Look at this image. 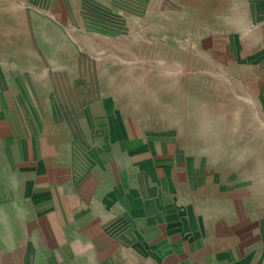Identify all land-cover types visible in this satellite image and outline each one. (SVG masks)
<instances>
[{
	"label": "rangeland",
	"instance_id": "374dc122",
	"mask_svg": "<svg viewBox=\"0 0 264 264\" xmlns=\"http://www.w3.org/2000/svg\"><path fill=\"white\" fill-rule=\"evenodd\" d=\"M144 158L172 218L264 255V0H0V247L35 166Z\"/></svg>",
	"mask_w": 264,
	"mask_h": 264
},
{
	"label": "crops",
	"instance_id": "0c3cea01",
	"mask_svg": "<svg viewBox=\"0 0 264 264\" xmlns=\"http://www.w3.org/2000/svg\"><path fill=\"white\" fill-rule=\"evenodd\" d=\"M105 164L35 166L23 243L0 247V264H264L244 227L219 234L216 223L212 232L177 205L179 218H172L164 194L144 189L151 185L148 158L135 173Z\"/></svg>",
	"mask_w": 264,
	"mask_h": 264
}]
</instances>
